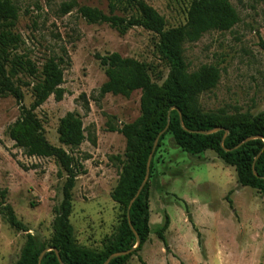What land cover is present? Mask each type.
<instances>
[{
    "label": "rangeland",
    "instance_id": "374dc122",
    "mask_svg": "<svg viewBox=\"0 0 264 264\" xmlns=\"http://www.w3.org/2000/svg\"><path fill=\"white\" fill-rule=\"evenodd\" d=\"M13 1L19 8L14 30L22 37L18 53L28 56L40 72L50 58L64 60V98L50 96L36 114L48 141L82 161L87 170L75 182L71 221L80 246L102 250L120 223L122 208L112 193L123 169L116 156L126 158V138L110 127L121 128L141 115L142 91L135 90L130 97L100 96L108 79L100 56L118 52L147 64L159 86L169 76V62L159 51L155 32L135 26L121 34L109 23L89 22L79 12L81 6H89L110 14L111 0ZM145 1L166 18L167 28L187 23L191 0ZM229 1L238 23L230 30H211L197 41L185 42V59L191 72L205 65L220 70L217 86L199 97L203 113L221 120H252L264 111V0ZM71 3L74 7L65 12ZM115 13L131 12L120 7ZM15 81L24 93L22 104L29 108L37 78L21 74ZM69 112L83 117L86 140L79 148L59 139L60 121ZM20 116L21 104L14 96L0 98V188L8 190L6 203L30 232L48 243L67 174L54 157H31L16 145L9 129ZM157 148L158 144L148 179L151 233L126 264H264L260 191L243 186L235 167L212 150L188 153L172 134ZM166 217L167 244L157 234ZM26 240L27 232L13 228L0 210V264H15Z\"/></svg>",
    "mask_w": 264,
    "mask_h": 264
},
{
    "label": "trees",
    "instance_id": "16d2710c",
    "mask_svg": "<svg viewBox=\"0 0 264 264\" xmlns=\"http://www.w3.org/2000/svg\"><path fill=\"white\" fill-rule=\"evenodd\" d=\"M73 7L74 4H67L65 12ZM110 7V14L89 6H81L79 12L91 23L111 24L121 34L135 26H143L158 34V48L169 62L170 73L166 82L159 86L152 80L147 64L123 57L118 52L100 56L108 77L100 89V96L112 93L130 97L135 90H141L142 95L141 115L121 128L110 127L112 131H120L126 138V158L116 156L123 164V169L112 193L113 199L120 203L122 214L114 236L102 250L96 251L77 243L71 221L75 182L87 170L82 161L76 160L63 147L54 146L48 141L36 114V110L50 96L54 95L57 100L64 98V60L52 57L40 72L28 56L19 54L22 37L14 30L19 8L13 0H0V98L11 95L21 104V116L11 125L10 137L28 156L54 157L67 174L63 186L64 197L55 208L53 235L48 243L41 242L30 232L18 218L13 206L6 203L8 190L0 188V210L6 220L16 230L27 232L25 246L15 264H39L40 254L46 247L57 249L64 264H104L112 254L133 249L139 236L141 243L133 252L116 257L109 263L126 264L151 233L149 181L132 205L130 219L128 208L147 176L154 143L167 127L159 139L157 151L167 134H172L176 144L188 153L196 155L212 150L228 165L235 167L243 186L257 189L264 196V111L252 120L247 117L221 120L216 114L203 113L199 97L217 86L220 70L205 65L191 72L185 59V42L197 41L211 30H230L238 23V13L230 1L191 0L187 23L172 28H167L166 18L145 0H111ZM120 7L131 13L127 16L116 14L115 11ZM21 74L37 78L33 86L35 100L29 108L22 104L24 93L21 85L15 81ZM25 85H29V82H25ZM218 127L224 129L212 134L198 132ZM58 130L61 143L72 149L79 148L86 140L83 117L77 112L67 113L61 119ZM226 131L228 134L225 137ZM150 169L152 177L154 161ZM59 175L62 176V171H59ZM168 227L169 220L166 217L165 223L157 230L166 244L164 232ZM41 264L61 262L56 251L52 250L45 254Z\"/></svg>",
    "mask_w": 264,
    "mask_h": 264
},
{
    "label": "water",
    "instance_id": "95a60500",
    "mask_svg": "<svg viewBox=\"0 0 264 264\" xmlns=\"http://www.w3.org/2000/svg\"><path fill=\"white\" fill-rule=\"evenodd\" d=\"M182 121H183V120H182ZM167 129H168V127H167V128H166V129H165V130H164V131L158 136V138L156 139V142H155V145H154L153 151H152V153H151V155H150V157H149V161H148L147 176H146V178H145L143 184H142L141 187L139 188L137 194L135 195V197H134V198L132 199V201L130 202L129 209H128V216H129V219H130V210H131L132 205L134 204V202L136 201V199L139 197L140 193L142 192V190L144 189L146 183L148 182V179H149V176H150V167H151V163H152L153 155H154V152H155V150H156V147H157L158 141H159L160 137L164 134V132H165ZM220 130H223V128L218 127V128L211 129V130H207V131H198V132H200V133H204V134H212V133H215V132L220 131ZM227 134H228V131H226L225 137L227 136ZM254 171H255V173H256L255 164H254ZM130 224H131V226H132V229L134 230V232H135V233L137 234V236H138V233H137V231L135 230L134 226L132 225L131 221H130ZM140 243H141V240H140V238H139V236H138V243H137V245H136L133 249H131V250H129V251H125V252H116V253L112 254V255L106 260V262H105L104 264H109L114 258L119 257V256H123V255H126V254H129V253L133 252V251H134V250L140 245ZM52 250H55V251H56L57 256H58V258H59L61 264H64V262H63V260H62V258H61V256H60L59 251H58L57 249L53 248V247L46 248L45 250H43V251L41 252V254H40V259H39V260H40V261H39V264H41V262H42V260H43V258H44V256H45V254H46L47 252H49V251H52Z\"/></svg>",
    "mask_w": 264,
    "mask_h": 264
}]
</instances>
